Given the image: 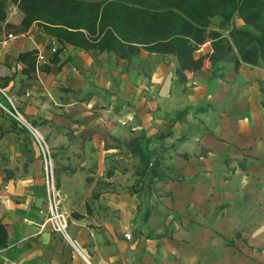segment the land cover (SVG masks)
<instances>
[{
    "label": "crops",
    "instance_id": "1",
    "mask_svg": "<svg viewBox=\"0 0 264 264\" xmlns=\"http://www.w3.org/2000/svg\"><path fill=\"white\" fill-rule=\"evenodd\" d=\"M13 13L0 87L52 151L72 243L43 226L40 149L0 107V264H264V66L235 70L234 52L221 77L205 60L182 84L174 56L85 51ZM141 137L155 175L129 148Z\"/></svg>",
    "mask_w": 264,
    "mask_h": 264
},
{
    "label": "trees",
    "instance_id": "2",
    "mask_svg": "<svg viewBox=\"0 0 264 264\" xmlns=\"http://www.w3.org/2000/svg\"><path fill=\"white\" fill-rule=\"evenodd\" d=\"M10 4L24 14L22 30L42 21L63 43L85 51L114 52L130 62L142 49L174 56L182 84L187 73L203 68L205 60L212 77H221L234 52L239 56L235 70L242 64L264 66V0H0V27ZM235 16L243 21L242 27L234 24ZM208 42L212 52L196 57ZM21 59L31 74L35 54H22ZM142 138L133 139L129 148L140 157L142 173L155 175L160 165L152 162Z\"/></svg>",
    "mask_w": 264,
    "mask_h": 264
},
{
    "label": "built area",
    "instance_id": "3",
    "mask_svg": "<svg viewBox=\"0 0 264 264\" xmlns=\"http://www.w3.org/2000/svg\"><path fill=\"white\" fill-rule=\"evenodd\" d=\"M8 38H13V35H8ZM58 48V43L56 40L51 41V53H56ZM39 61L45 60V55L38 56ZM0 94H2L9 107L0 101V107L4 109L14 120L18 123H21L31 134V136L35 139L40 149L41 158L44 165V173H45V186L47 191V201H48V212L44 220V224H47L51 227V229L61 234L64 239L68 242L72 243L68 231L69 222L68 215L61 208V198L60 192L56 184V176H55V167L54 160L52 157V151L48 146L45 139L39 133V131L31 126L19 113L17 108L15 107L12 98L6 92L5 89L0 87ZM127 239H131L130 235L126 234Z\"/></svg>",
    "mask_w": 264,
    "mask_h": 264
},
{
    "label": "rangeland",
    "instance_id": "4",
    "mask_svg": "<svg viewBox=\"0 0 264 264\" xmlns=\"http://www.w3.org/2000/svg\"><path fill=\"white\" fill-rule=\"evenodd\" d=\"M16 14H15V12ZM9 12L10 13H13L14 17L12 18L13 20H16V21H20L23 17V12L21 11V9L16 5V4H10L9 6ZM219 20H216V22H218ZM234 24L237 26V27H242L243 26V21L241 20V18L239 16H235L234 17ZM214 28H218L217 27V24H215ZM225 34H227V32H224ZM210 43V42H208ZM209 45V44H208ZM207 45V47L209 48V46ZM6 105V104H5ZM7 106L9 107V105L7 104Z\"/></svg>",
    "mask_w": 264,
    "mask_h": 264
}]
</instances>
